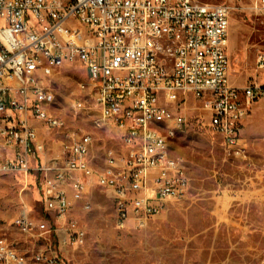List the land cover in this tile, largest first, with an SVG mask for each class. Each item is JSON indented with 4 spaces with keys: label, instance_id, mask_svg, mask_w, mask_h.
I'll use <instances>...</instances> for the list:
<instances>
[{
    "label": "built area",
    "instance_id": "obj_1",
    "mask_svg": "<svg viewBox=\"0 0 264 264\" xmlns=\"http://www.w3.org/2000/svg\"><path fill=\"white\" fill-rule=\"evenodd\" d=\"M252 9L264 12V0ZM230 4L193 0H0V140L12 160L0 171H27L28 156L43 152L33 123L56 129L51 108L53 75L78 64L92 91L96 128L121 133L122 149L108 152L96 183L113 202L115 223L142 228L171 205L184 202L190 179L168 142L186 120L176 109L187 97L201 102L208 130L224 149L240 156L243 123L264 98L257 80L238 88L229 82ZM264 71V52L256 58ZM85 84L80 85L83 93ZM80 96L71 100L80 109ZM87 134L69 138L63 157L36 166L43 220L21 213L13 226L26 236L65 246L81 242L84 231L67 219V189L87 195L93 176ZM166 159V167H157ZM84 209H88L85 204ZM58 226L63 237L58 234ZM0 264H60L50 245L30 260L0 240Z\"/></svg>",
    "mask_w": 264,
    "mask_h": 264
},
{
    "label": "rangeland",
    "instance_id": "obj_2",
    "mask_svg": "<svg viewBox=\"0 0 264 264\" xmlns=\"http://www.w3.org/2000/svg\"><path fill=\"white\" fill-rule=\"evenodd\" d=\"M200 4H230L228 29L229 82L244 86L255 80L256 58L264 52V12L252 9L254 0H193ZM85 76L78 64H67L52 77L55 102L51 113L58 121L47 130L40 123L38 141L43 152L28 156L27 171L17 168L0 171V240L6 241L28 260L44 251L48 244L58 254L60 264H264V100L250 111L243 127L246 150L240 156L227 152L218 136L208 130V115L201 102L187 97L176 109L185 127L168 142L170 156L181 161L190 179L186 200L169 205L144 227L132 222L123 227L115 223L113 202L97 185L105 167L106 154L122 149L121 133L113 128H96L97 112L93 94L80 85ZM80 96L81 108L71 100ZM87 134L92 145L88 160L93 176L87 195L71 189L72 201L67 219L84 231L81 242L68 246L59 238L45 242L26 236L13 226L25 213L35 224L41 213L39 186L42 175L35 170L41 162L63 157L69 138ZM2 150L0 161L12 160ZM88 209H84V205ZM59 237L63 231L58 226Z\"/></svg>",
    "mask_w": 264,
    "mask_h": 264
},
{
    "label": "crops",
    "instance_id": "obj_3",
    "mask_svg": "<svg viewBox=\"0 0 264 264\" xmlns=\"http://www.w3.org/2000/svg\"><path fill=\"white\" fill-rule=\"evenodd\" d=\"M228 77H229V76H228ZM255 78H256L258 84H259L261 87L264 88V71L258 73V74L255 76ZM233 86L238 87V88L243 87V86H236V85H233ZM244 86H245V85H244ZM262 100H264V98L261 99V100H259L258 102H256V103L253 105V107H254L256 104H258L260 101H262ZM253 107L251 108V110L253 109ZM251 110H250V111H251ZM250 111H249V113H250ZM248 116H249V114H248ZM248 116H247V118H248ZM247 118H246V119H247ZM246 119H245V121H246ZM245 121H244V123H243V127H244ZM245 126H246V124H245ZM242 133H243V129H242V132H241V141H240V144H241V145L245 148V150H246V143H245V141H244V138H243V134H242ZM46 161H48V160H46ZM46 161L41 162V164H44ZM39 196H40V195H39ZM40 204H41V213L44 214V209H43V205H42L41 197H40Z\"/></svg>",
    "mask_w": 264,
    "mask_h": 264
},
{
    "label": "bare ground",
    "instance_id": "obj_4",
    "mask_svg": "<svg viewBox=\"0 0 264 264\" xmlns=\"http://www.w3.org/2000/svg\"><path fill=\"white\" fill-rule=\"evenodd\" d=\"M56 124H58L57 119H56ZM157 167H166V159H158L157 160Z\"/></svg>",
    "mask_w": 264,
    "mask_h": 264
}]
</instances>
